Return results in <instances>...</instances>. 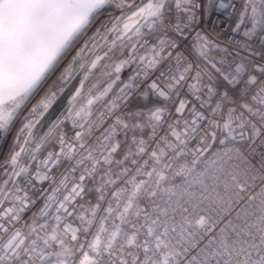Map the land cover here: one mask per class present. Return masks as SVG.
<instances>
[{"label": "snow or ice", "instance_id": "1", "mask_svg": "<svg viewBox=\"0 0 264 264\" xmlns=\"http://www.w3.org/2000/svg\"><path fill=\"white\" fill-rule=\"evenodd\" d=\"M213 11L236 17L233 47L201 27ZM134 95L158 102L132 111ZM21 117L0 163V264H264V154L229 168L209 152L264 135V0H0V141ZM201 163L195 184L224 175L225 195L171 183ZM221 203L237 222L219 226Z\"/></svg>", "mask_w": 264, "mask_h": 264}, {"label": "built area", "instance_id": "2", "mask_svg": "<svg viewBox=\"0 0 264 264\" xmlns=\"http://www.w3.org/2000/svg\"><path fill=\"white\" fill-rule=\"evenodd\" d=\"M235 3L237 5V7H240L241 4V0H235ZM111 10L107 11L106 13L103 14L102 18L99 20V22L91 29L94 30L95 27H98L100 25V23L108 20L109 18V12ZM228 11H231V9H229ZM235 20L236 17L232 16L229 17L227 15V12H216L213 11L212 14L210 16H208L206 19L202 16L201 17V27L205 29V31L209 32L210 34H215L216 31H218L220 33V40L221 43H228V46L231 48L233 47L229 42H228V38L229 37H233L236 40H240L241 37L238 34H234L231 32V27L234 26L235 24ZM249 44L252 48H255L257 50L261 49V40L260 37H254L251 41H249ZM257 59H259L257 57ZM239 60V58H238ZM73 84H76V81L72 82ZM69 87H72V85H69ZM239 88L240 86H237V88L235 90H232L230 92V95H232L234 98H239ZM137 92H139V90H137ZM135 100H141V101H145L142 98H139L138 95H134L131 98V102L128 105V107L131 109V104L133 101ZM158 102V101H157ZM64 104H66V96H62L60 101L57 102V104L55 106H53V108L50 110V115L46 116L44 121H42V123L45 125L44 128L41 129V134L44 131H47V124L48 121L51 119H54L56 115H58L59 111L62 110ZM27 114V113H26ZM25 114V115H26ZM26 121H23V123H25ZM23 123L21 125V127L23 126ZM253 123H255V121H253ZM257 127L259 128L260 126L257 125ZM35 131V129L33 130ZM150 131V129H145V138H147V133ZM164 130H161V133ZM243 133L244 138L241 139L240 136L238 135L239 133ZM123 135V134H121ZM252 135V130L249 126H246L243 129H237V138L235 140L232 141H226L224 144H220L219 140H217L216 142H214V144L212 145V147L209 149V152L213 153V155L216 154H223L225 152L229 153L230 155H233L235 157V159L229 161V168L233 165V164H237L240 165L241 167H243V161L244 160H248L251 163L255 164L259 155L264 154V135H260L257 136L255 141L251 140L250 137ZM129 136H131V133L129 134ZM219 139H224L223 134H221V136L219 137ZM198 142V138L197 140L192 141L189 144V151L194 147V145ZM252 148H255V154H250L252 151ZM16 151H19V149H15ZM46 155V152H42L40 154L41 158H43V156ZM208 153H205V156H207ZM190 161H191V157L189 156L188 160H184L181 159L180 161H178L175 165H174V169L175 170H180L182 165H189L190 166ZM206 168V164L201 163L198 166H196L195 171L192 175H188L187 173H185V175L183 176H176L174 174H172L170 176V180L172 184H175L177 186H180L182 188H187L188 185H192V189L191 191H193L197 197H199L201 195V192H203V194L205 196L211 195L213 197H216L217 195H225V181L227 179V177H225L224 175H220V178L218 181H213V180H206L204 187L201 189L199 185L195 184L194 182V177H199L201 175V172ZM62 171V169H61ZM171 171V170H170ZM59 171L57 172V181L59 180ZM203 178V177H201ZM170 186V185H169ZM38 187H40L38 185ZM45 188L48 187L47 182L44 184ZM255 191H259V188L257 187L255 189ZM95 193H90L89 196L87 197V199L91 200L93 203H95ZM43 205V200L42 199H37L36 204L33 206V208L31 210H29L28 212L25 213V218L31 216L33 211H38L39 208ZM220 209H222V213L221 215H215V211L211 214L214 215V218L217 219L218 221H220L221 219H223L224 214H227L230 211V215L227 216V219L223 220V223H220V227H224L225 224H227L228 220H232L234 222L236 221V216H237V212L239 211V207L236 206H232L230 208L229 205L227 204H220ZM117 223H119V221H117ZM207 244V240L202 241V246ZM179 250V248H178Z\"/></svg>", "mask_w": 264, "mask_h": 264}, {"label": "trees", "instance_id": "3", "mask_svg": "<svg viewBox=\"0 0 264 264\" xmlns=\"http://www.w3.org/2000/svg\"><path fill=\"white\" fill-rule=\"evenodd\" d=\"M109 11V9L104 10L103 14ZM103 14L99 17V19L94 23L93 27L99 22V20L102 18ZM91 31V29H90ZM157 103L156 100L149 99L147 101H141V100H135L131 104L132 111H135L138 108H147L151 107L152 104ZM23 113V115H25ZM23 123V119H18L14 122L12 125V131L6 134V138L3 141H0V163H3V161L7 158L9 150L11 148V145L13 143L14 137L16 136L17 132L19 131V128L21 127ZM4 169H0V176L3 175Z\"/></svg>", "mask_w": 264, "mask_h": 264}]
</instances>
